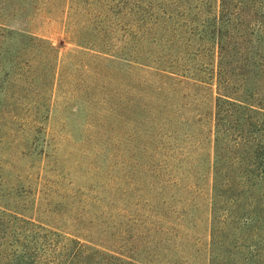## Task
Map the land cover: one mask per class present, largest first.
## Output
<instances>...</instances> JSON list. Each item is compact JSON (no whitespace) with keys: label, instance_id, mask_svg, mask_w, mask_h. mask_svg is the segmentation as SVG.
<instances>
[{"label":"rangeland","instance_id":"rangeland-1","mask_svg":"<svg viewBox=\"0 0 264 264\" xmlns=\"http://www.w3.org/2000/svg\"><path fill=\"white\" fill-rule=\"evenodd\" d=\"M41 2L11 24L53 46L18 54L40 76L4 81L0 68V199L61 236L5 222L0 238L21 236L51 264L72 261L76 238L150 264H201L214 202L210 120L181 121L210 112L211 96L197 102L168 79L178 50L168 25L124 51L121 0ZM100 40L126 58L137 48L146 64L94 58L88 47ZM234 193L217 198L216 224L230 227L226 235L248 224L264 231V186Z\"/></svg>","mask_w":264,"mask_h":264},{"label":"trees","instance_id":"trees-1","mask_svg":"<svg viewBox=\"0 0 264 264\" xmlns=\"http://www.w3.org/2000/svg\"><path fill=\"white\" fill-rule=\"evenodd\" d=\"M50 1L64 2L65 8H70L73 2ZM121 1L126 30L120 49L125 51L132 45L138 48L139 41L158 30L159 25L162 30L168 25V47H178L176 58L168 65V79L176 88L196 92L197 102L204 103L211 96L210 112L181 121L183 125L203 127L208 117L210 120L211 135L207 140L214 202L207 240L201 248V264H264L261 227L236 226L235 232L226 235L223 229L228 231L230 227L216 224L217 198L221 192L233 193L238 200L234 191L251 193L259 185L264 186V0H158L162 4L157 13L153 0ZM39 3L41 0H0V68L4 81L12 74L18 80H36L39 71L29 64L20 65L18 54L54 50L46 39L11 25L16 18L28 16ZM90 45L88 48L98 52L92 54L94 58L117 64L122 59L146 64L137 58L135 47L131 58H126L124 52L121 55L107 52L110 48L102 40ZM54 60L56 56L51 62ZM0 202L4 208L0 209V228L9 222L34 233L44 231L61 236L50 225L8 207L4 200ZM236 233L240 237L233 242ZM78 239L70 240L74 244L72 261L61 264H150L115 255ZM20 241L21 236L10 242L0 238V264H51L43 256L31 253L33 249Z\"/></svg>","mask_w":264,"mask_h":264}]
</instances>
